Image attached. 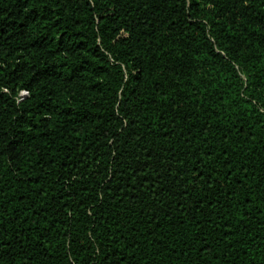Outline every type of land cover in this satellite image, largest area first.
<instances>
[{"label":"trees","instance_id":"obj_1","mask_svg":"<svg viewBox=\"0 0 264 264\" xmlns=\"http://www.w3.org/2000/svg\"><path fill=\"white\" fill-rule=\"evenodd\" d=\"M0 264H264V0H0Z\"/></svg>","mask_w":264,"mask_h":264}]
</instances>
